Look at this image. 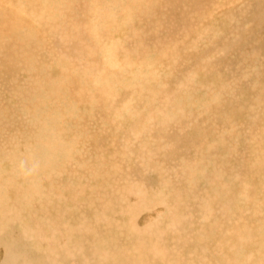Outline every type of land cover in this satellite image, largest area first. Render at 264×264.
<instances>
[{
	"label": "bare ground",
	"instance_id": "6f19581e",
	"mask_svg": "<svg viewBox=\"0 0 264 264\" xmlns=\"http://www.w3.org/2000/svg\"><path fill=\"white\" fill-rule=\"evenodd\" d=\"M81 1L0 0V20L5 21L0 31V42H3L0 51L7 47L6 50L14 51H10L9 56L0 52V84L7 81L1 78V71L12 63V56H24L31 49L34 54L30 51V58L25 57L20 63L26 73L31 64L38 66V60L56 63L59 69L64 64L65 70L59 75L64 81L69 80L67 89L70 87L73 97L91 99L94 92V100L104 101L110 106L108 112L103 111L104 108L99 112L106 114L105 119L111 121L115 131L126 133L128 130V135L122 133L121 141L132 146L129 151L127 148L129 155L123 154L124 161H121L124 163L119 170L122 172V187H116L121 203L117 206L112 202L115 193L111 190L114 196L110 198V209L122 215L118 219L101 222L99 226H90L85 222L88 220L74 228L66 226V222L77 215L82 214L83 219H88L85 213L91 212L98 219L100 209L104 212L108 209L99 207L97 203L92 208L86 199L80 207L79 200L73 198L67 207L63 196H59L62 192L59 193L55 187L59 194H54L56 197L49 198L46 203L53 208L51 212L61 229L55 231L51 226L55 225L52 220L48 221L45 237V230L34 233L29 229L23 231L24 236L28 233L29 237L25 240L22 237L19 240L8 239L3 264H48L45 257L31 253L30 245L34 246L33 242L41 239L50 244L52 236L64 228H67L68 243H73L64 246V264H264V258L257 260L253 254L249 256V248L254 253L253 247L261 244L259 241L256 244V237L258 240L264 237V227L256 225H264V217H255L264 215V113L258 114L262 124L255 121L260 98L264 101V76L251 71L255 81L253 84L247 82L250 73L247 74L237 60V51L243 45L247 46L250 38L248 43L252 45L255 42V48L264 47V0ZM260 33L263 35L256 43L255 37ZM262 66L264 68V60ZM89 82L91 89L88 88ZM2 93L0 90V111L10 113L11 108L7 109V105L11 104L14 95L6 92L8 95L3 96ZM131 96L137 97L138 106ZM10 116H0L5 117L1 121L3 125L0 122V129L7 133L12 131ZM57 117L63 119L60 114ZM100 118L103 120L104 116ZM258 124L263 127L254 133ZM65 136L68 137L67 134ZM68 142V147L61 143L70 150L75 141L70 139ZM211 142L214 147H222L223 153L213 165L218 169L206 173L205 162ZM65 146H61L62 151ZM100 149L99 152L104 148ZM105 150L108 151L106 147ZM58 151L60 149L57 148ZM63 154H59L58 163L72 156ZM125 157L129 158L128 163ZM97 158L100 159V155ZM103 166L102 171L105 172L108 165ZM155 167L160 173L159 182L152 172ZM39 172L51 175L50 180L55 183L58 179L52 175L59 174L60 166L52 171ZM101 173L89 175L94 179L101 175L99 180L102 181L105 175ZM201 174L204 175L202 178ZM205 176L214 177L221 184L213 202L209 199L204 201V196L201 197L206 185ZM256 177L260 178L261 188L255 191L252 184ZM242 179L247 183V186L242 184L246 190L240 189ZM229 180H232V187ZM28 183L30 186L24 189L25 195L35 193L34 197H41L33 188L34 182ZM158 184L160 187L156 188ZM95 187L93 191L87 187L92 195L101 190L99 186ZM243 191H246L244 205L248 203L246 211L250 210L247 220L254 223H249L250 226L242 225L240 221L233 224L230 234L224 239L216 217L228 212L230 203H235ZM131 198L134 202L129 206L127 202L130 203ZM161 198H166L162 204L169 212L158 213L147 226L140 227L138 213L145 211L143 205H159ZM45 199L33 203L40 204ZM193 211L198 212V219ZM49 214L51 218L54 216ZM80 236L82 240H78ZM236 249H240L239 252ZM245 250L248 257L241 253ZM34 251H37V246Z\"/></svg>",
	"mask_w": 264,
	"mask_h": 264
},
{
	"label": "rangeland",
	"instance_id": "374dc122",
	"mask_svg": "<svg viewBox=\"0 0 264 264\" xmlns=\"http://www.w3.org/2000/svg\"><path fill=\"white\" fill-rule=\"evenodd\" d=\"M79 1L82 2L81 0H79ZM221 19H222V17H221ZM3 21L4 20H0V31L5 26V23H4L5 21L4 22ZM72 30H73V28L71 29V31ZM262 35L263 34H261V33L259 35H256V37H255L256 43H259L258 39L260 37H262ZM1 39H2V37L0 36V40ZM250 39L247 41V46L245 44L241 48H239V50L237 51V60L239 61L240 66L244 67L246 73L247 74L250 73V76H249L247 82L250 81V83L253 84L255 81V78H252L251 71H254V72L258 71V74L264 76V68L262 66V61L264 60V47L259 46V47L255 48L254 47L255 42L252 43L253 46L251 45V43H248V42H250ZM2 43L0 42L1 46H2ZM262 44L264 45V42ZM6 49H3L0 51L1 54H3V56H4V54H5V56H9L10 51L14 52L12 49L10 51H8ZM30 51H32V50L30 49ZM30 51L26 52L24 54V56L18 55L17 57H14V55H13L12 56V60H13L12 63H10V65L4 67V69L1 71V73H3L1 78L7 80V81L3 82L4 85L0 84V90L3 92L2 93L3 96L8 95L9 93L11 94V96H12V94L14 96H12L11 104L7 105V109H8V107H10L11 112L9 113L7 110H1L0 111V116H2V115L6 116L7 114L11 115L9 117L10 118L9 126H10V129H12L11 133H7V132L0 129V180H1L0 181L1 182V184H0V264H3V262L6 260L5 248H6V245L8 243V239L9 240H14V239L19 240L22 237V240H25V238H29V237H28V233L24 236L23 231L29 230V229H32L31 232L34 230V233H39V230L40 231L45 230L44 234H43L44 235L43 237H45L48 221L51 222L52 220H54V223L56 225L55 226V225L51 224V226H53L54 230L59 231L61 229L54 219V217H55L54 213L51 212L52 211L51 209H53V208L51 206H48L46 203V202H48L49 198L51 200V199H54L56 197V196H54V194L57 195L60 192H62L61 194H59V196L60 195L63 196V199L67 203V207H69V205L71 203V199L73 198V199L79 200L80 207L83 205L82 201H84V199H86L85 202L87 204H89V203L92 204V208H93V204L96 205V203H97V204H99V207L109 210L111 208L110 207L111 206L110 198H112V196H114V194L111 191L113 189V192L115 193V198L113 199L112 202L115 203V206L120 204L121 198H118L119 193L117 191V188L120 189L122 187L120 184V177L122 175V172L119 173V170L121 169V165L124 164L123 162H121V161H124V155L123 154L126 153L125 155H127V154L129 155L128 151L130 149H132V146H128V144H126L124 141H121V139H123L122 136L128 135V132H127L128 130H126V133L125 132L120 133L119 131H115L114 130L115 127L111 124V121L110 120L108 121L105 119L106 114H102L101 112H99L100 110L102 111L103 108L104 109L106 108V110L103 109V111H106V112H108V110H110L109 109L110 106H108L107 104L105 105L106 102L102 101L99 103L98 99L94 100L93 99V95L95 94L94 92L92 93L91 99H86V97H84V96L82 98L77 96V95L74 97L72 96L73 92L71 91L70 87H68V89H67V86L69 85V80H67V82H66L59 75L62 73L63 69L65 68V67H63V66H65L64 64L59 69L58 64H56V63L50 64V63H46V61H45V63H41L38 60L37 61L38 66L31 64L29 69H27L28 70L27 73L25 70H22V65L20 63L22 62L23 58H25V57L30 58ZM33 54H34V52H33ZM88 58L91 60L90 57H88ZM30 62H33V61H30ZM50 65H51V68H50ZM20 66H21V68H20ZM23 66H25V65H23ZM39 66L41 67V69L39 68ZM42 72H43V74H42ZM40 74H41V76H38ZM48 74H50V75L48 76ZM17 78H18V80H17ZM82 80H83V77H82ZM52 81H54L55 83ZM48 82H50V83H48ZM63 82L66 84H62ZM5 83H7V85ZM17 83H20L21 85H19ZM42 83H43V85H42ZM57 83H59V84H57ZM82 83H83V81H82ZM55 84H57L58 86ZM72 85H74V84H72ZM62 86L65 88H63ZM77 86H79V83H77ZM60 88L63 90H61ZM88 88L89 89L92 88L90 82L88 83ZM66 89H67V91H65ZM4 90H6V91H4ZM43 90H44V92H43ZM58 92H60L61 94ZM46 94H47V96H46ZM66 94H68L69 97ZM63 96H66V97H64L65 99H63ZM58 97L61 99H59ZM131 98L133 99L134 103L137 102L136 104L138 106L139 102H138V100H136L137 97L131 96ZM77 99H79V100H77ZM127 103H128V101H127ZM93 104H95V106H93ZM91 106H92V108H91ZM107 106H108V108H107ZM41 107H44V108H41ZM93 107H96V108H93ZM97 107H98V109H97ZM41 110H43L42 111L43 113H41ZM91 110H93V111H91ZM106 112H104V113H106ZM255 112H257L256 113L257 118L255 119V121L260 122L262 124L260 118L258 117L259 113H264V101L261 98L259 100V104L257 105ZM46 113H48V114H46ZM42 114H43V116H42ZM58 114L62 115L63 119H60L59 117H57ZM52 115H53V117H51ZM100 116H104V119L102 120V118H100ZM4 119H5V117H1L0 122L3 121ZM103 121H105V122H103ZM1 124L3 125L2 122H1ZM262 127L263 126L258 124V127H256L254 129V133L260 132ZM241 129H242V127H240L239 130L241 131ZM99 131L101 134L99 133ZM108 133H109V135H108ZM122 133L124 135H122ZM66 134L68 137L65 136ZM241 134H242V132H241ZM114 135H115V137H114ZM117 135L118 136L121 135V136L118 137ZM58 137L61 140L62 139L63 140L62 141L59 140ZM65 137H66V139L68 138L67 140L65 139L66 141L64 140ZM73 137L76 139H72ZM96 137H97V139H96ZM70 139L74 140L75 141L74 144L76 143V145H75V148H72V147H74V144H72L70 147V150H69L66 148V146L67 147L69 146L66 143H69L68 140H70ZM116 139H118V140H116ZM53 140H55V141H53ZM107 140L108 141L112 140V142L115 143V146L111 141L108 142ZM239 140H240V138H239ZM63 141H65V142H63ZM61 142L65 143L66 146H65V144L63 145ZM102 142L106 145L104 146V144ZM122 142H124V143H122ZM49 144H50V146H49ZM110 144H111L112 148H111ZM123 144H126V147H125V145L123 146ZM61 146H65L64 148L66 149L67 154L64 152V150H65L64 148L62 151ZM116 146L118 148H116ZM99 147L101 149L104 148L103 151L99 152L98 151ZM105 147H106V149H108L107 152L105 150ZM107 147H109V148H107ZM57 148H58V150L60 149V151L56 152ZM127 148H128V151H127ZM93 149L95 152L93 151ZM116 149H118L119 152ZM114 150H116V151H114ZM96 152L98 155L96 154ZM103 152H105V153H103ZM222 153H223L222 147H214V143L211 142V145H210L209 150L207 152L206 162H205L206 173H209V171H215L218 169V168L214 167L213 165L217 164V157H222ZM59 154H63L65 156L68 155L67 157H69L70 155H72V156L70 158H68V160H61L62 162L60 161L58 163V159L61 157V155H59ZM99 155H100V159L102 160V162L99 158H97ZM103 155H105V157H103ZM101 156L103 158H101ZM88 157H90V158H88ZM96 159L99 161H97ZM125 159L127 161L129 158L125 157ZM198 159L199 158H197V160ZM90 160L93 163L90 162ZM113 161H115V162H113ZM200 161L202 162V160H200ZM100 162L102 165L100 164ZM127 163H128V161H127ZM29 164H31V165L29 166ZM168 164H170V162ZM93 165H95V166H93ZM103 165H108V166H105V168L108 171L106 169H105V172L102 171V170H104ZM24 166H26V167H24ZM58 166H60V172L58 174L59 176L58 175L55 176L56 171H55V175H52V176L56 177L55 180L58 179L60 181V183L58 182V180L55 181V183L51 182V180H50L51 175L48 176V175H45L44 173L39 172V171L44 172V171H47L49 169H50V171H52V170H55L56 168H58ZM118 166H120V168ZM111 167H113L114 169ZM28 168H30V169H28ZM95 168H97V169H95ZM116 168H117V170H116ZM112 169H113V172H112ZM201 169H202V167H201ZM156 170H157V168L155 167V169L152 170V172H155L154 173V177L156 178L155 180H157L159 182L160 181V173L156 172ZM95 172L96 173L102 172L101 174L104 173L103 174V175H105V177L103 176L104 179L102 181H100L101 175H100V177L97 176V178H95V179H94V176L91 178L89 174L95 173ZM39 173L41 175H37ZM116 173H118V174H116ZM107 174L109 176H107ZM111 174H115V175H111ZM33 175H34V178L31 177ZM85 176H86V179L88 177L87 180L84 179ZM114 176H116V177H114ZM203 176H204L203 174L200 175L201 178ZM99 178H100V180H99ZM105 178L107 180L106 182H104ZM115 178H116V180H115ZM63 180L66 182H63ZM117 180H118V182H117ZM259 180H260V178L256 177L255 183L252 184V185H254L255 191L257 189L261 188V183ZM49 181L51 182L52 186L49 183ZM68 181H69V183H68ZM92 181L94 183H92ZM28 182H30V183L34 182L33 188L35 190L39 191L38 193L40 194L41 197H37V198L34 197L35 193L30 194V195H25L24 189L28 188L30 186V184ZM109 182H111V184H108ZM205 183H206V185L204 187L205 190H204L203 194L201 195V197L204 196V198H203L204 201L206 199H209L213 202L215 199V194L219 191L221 184L218 183V181L214 177L207 178L206 176H205ZM85 184H88L90 186H87ZM92 184L94 185V187H95V185H97L96 187L99 186L98 187L99 190L101 189L100 192H95L94 195H92L91 191H93V189H94ZM228 184L230 187H232V180H229ZM242 184H245V185L247 184L245 180L243 181V179L241 180V186L242 187L240 189L246 190L245 185L243 186ZM65 185H67V186L65 187ZM70 185H71V187H70ZM55 187H57L58 192L60 191L59 193H57V189ZM59 187H61L63 190H61ZM87 187L91 188V189L93 188V189L90 191ZM157 187H160V184H158L156 186V188ZM125 188H127V186H125ZM103 191H105V192L102 195L101 193ZM64 192H67V193H64ZM240 193H239L240 197L239 196L237 197L236 202L230 203V208L228 210L226 208V210L228 212H226L224 214L222 213L216 217V220L218 221V223L222 227V230L220 233H223L224 239L226 238L225 236H227L229 231H231L233 224H235L239 221L243 223L242 225H249V223L251 225H253V223H254V221L252 222V221L247 220V218L250 217V215H249L250 210L247 209V211H246V208H245L248 203H246L244 205L245 198H246V195H244V194L246 193V191L245 192L243 191L241 194ZM66 194H67V196H66ZM83 195H86V196H83ZM241 195H243L244 197H241ZM45 196H46V199H45ZM77 196H79V197L77 198ZM7 197L9 199H6ZM38 199H45V200H42L40 202V204H34L33 201H36ZM164 199H166V198L160 199L161 204H159V205H155L156 203H150V204L148 203L146 205H143V207L145 208V211L143 213H141L140 215L138 213V216H139L138 223H139L140 227L147 226L148 221L152 217L157 218L158 213L164 212V210L166 209L164 207V205L162 204ZM259 199L262 200L261 197H259ZM175 201H178V198ZM104 202L107 203L106 206L101 205V204L105 205ZM133 202H134V198H131V202L130 203L127 202V204L129 206H132ZM40 206H42L41 210L39 209ZM136 207H138L137 203H136ZM239 208H241L240 209L241 211L239 210ZM44 210H46V211H44ZM47 210L51 213L52 216L54 215L52 218H51L49 212H47ZM108 210H106L104 212L103 209H100L98 215L103 220H101L98 217V215H97L98 219H96L95 216L93 217V214L91 212H88V213H85L86 216L89 217L88 219H83L82 214L77 215V216H75V218L72 221H67L66 226H72L73 228H74V226L77 227V225L79 226V225H82L84 223L83 220H88V222L87 221H85V222L89 223L90 226H92V225L97 226V224L99 226V225H101V222H105L108 220L112 221V220H114L113 218L118 219L122 215L120 212L115 214L116 211H114V209H112L114 213L112 212L111 209L109 210V211H111L112 214ZM5 211L7 214L10 213L9 214L10 217H9V215L6 216L7 214L5 213ZM165 211L169 212V210H165ZM243 211H244V213H243ZM193 212L196 214L197 219H198V212H195V211H193ZM125 216H127V215H125ZM5 217H7L8 220ZM110 217H112V218L110 219ZM255 217L261 218V217H264V215H258ZM10 218H11V220H10ZM12 219H13V222H12L13 224L10 223V221H12ZM108 223L110 224V222H108ZM26 224L28 226H33V227L32 228L28 227ZM11 225H12V227H11ZM256 225H260V226L264 227L263 224H256ZM26 226L28 229L26 228ZM208 226H210V223ZM207 229L208 228H206V230ZM12 231L16 235H14ZM66 232H67V228H64L63 230H61V232L52 236L50 244L47 241L43 242L42 239L41 240H35L33 242L34 246L32 244L30 245V247L32 246V248H30L31 253L32 254H39L40 257L41 256L45 257V261L48 264H64V255H65L64 246L66 244H73V243H68V239L66 238ZM8 234L10 235L9 237H8ZM5 237H7V238H5ZM47 237H48V235H47ZM10 238H12V239H10ZM3 239H7L6 240L7 242ZM258 239L259 238L256 237V240H255L257 242L256 244H258L259 242L261 244H258L257 247H253L255 252L252 253L250 248H249V256H251V254H253L257 260L260 258L261 259L264 258L262 256V255H264L263 254L264 253L263 252L264 251V237H260V240H258ZM78 240H82V236H80V238ZM40 241H42V242H40ZM28 244H29V242H28ZM36 246H37V251H34V249H36ZM260 248H261V250H260ZM236 250H238L236 252H239L240 249H236ZM241 253L248 257V251L245 250V251H242ZM257 253H260L261 256H259V254H257ZM238 254L236 253L237 256H238ZM256 254H257V256H256Z\"/></svg>",
	"mask_w": 264,
	"mask_h": 264
}]
</instances>
